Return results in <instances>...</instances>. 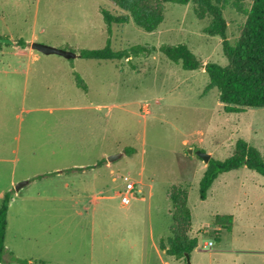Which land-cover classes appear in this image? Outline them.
Segmentation results:
<instances>
[{"label": "rangeland", "instance_id": "rangeland-1", "mask_svg": "<svg viewBox=\"0 0 264 264\" xmlns=\"http://www.w3.org/2000/svg\"><path fill=\"white\" fill-rule=\"evenodd\" d=\"M101 7L118 13L110 0H0V37L25 44L0 49V193H12L1 264H19L13 256L27 264H185L158 247L174 213L167 194L179 186L197 243L191 264H264V177L246 168L223 173L200 201L202 160L194 153L222 161L244 140L264 159V108L225 113L216 89L204 93V67L183 70L159 51L182 44L200 66H226L221 39L204 34L209 18L198 20L192 3H167L154 32L129 23L108 34ZM223 17L233 45L245 16L227 8ZM107 38L115 51L151 53L95 61L29 47L94 50ZM117 154L108 168L65 172ZM120 174L139 190L126 208L114 196ZM225 216L233 218L228 228L217 222Z\"/></svg>", "mask_w": 264, "mask_h": 264}, {"label": "trees", "instance_id": "trees-1", "mask_svg": "<svg viewBox=\"0 0 264 264\" xmlns=\"http://www.w3.org/2000/svg\"><path fill=\"white\" fill-rule=\"evenodd\" d=\"M118 13H112L105 8H99V13L110 34L113 25L123 26L129 23L142 29L144 32H154L163 20L164 5L173 3L187 5L192 3L194 15L198 20L209 18L210 22L204 29L207 36H217L221 39L222 52L227 59L226 66L207 63L204 71L208 76V84L204 93L211 89L218 92V101L223 105L225 113H240L246 108H264V0H252L250 7H244V0H110ZM153 2L155 5H153ZM232 8L238 14L245 16V21L240 30L236 42L232 45L227 40V22L223 12ZM9 42V44H8ZM107 38L106 45L101 49L72 51L77 57L85 60L129 61L131 57L148 55L151 50L144 46H133L127 49L115 51L110 47ZM14 45L25 48L22 40H17L16 45L8 37H0V49ZM167 60L174 64H180L186 71L196 70L200 67L194 54L185 45H163L159 48ZM77 88L87 91L84 81L77 73H73ZM126 155H133V149H125ZM200 159V158H199ZM105 160L99 161L94 167H99ZM246 168L264 177V159L261 153L244 140L235 143L230 157L220 161L210 158L199 180L198 198L204 201L207 193L217 177L223 173ZM88 169V168H86ZM84 169H68L66 173L81 172ZM47 176V175H46ZM43 177V176H40ZM39 177V178H40ZM174 213L169 227V236L159 240L158 247L165 255L175 261L183 260L184 254L190 253L196 248L194 237L189 235L192 223L190 211L187 208V191L179 186L173 187L167 194ZM12 193L3 194L0 202V264L5 253V234L7 227V213L11 202ZM232 217L217 218V222L225 221L223 225L231 224ZM13 261L19 264H27V261L13 256ZM39 264H46L40 262Z\"/></svg>", "mask_w": 264, "mask_h": 264}, {"label": "water", "instance_id": "water-1", "mask_svg": "<svg viewBox=\"0 0 264 264\" xmlns=\"http://www.w3.org/2000/svg\"><path fill=\"white\" fill-rule=\"evenodd\" d=\"M29 47L31 50L39 52L43 55H58L65 59H73L77 57V54L72 51H64V50L56 49L53 47L45 46L39 43H31ZM200 67H204V66L201 65ZM194 153L205 164H207L211 158L209 154L203 153L201 151H195ZM188 154L189 155L193 154V151L188 150ZM120 157H121V154L110 156L107 158V162L111 163ZM24 184H26V182L19 184V186L16 187V190L19 189V187L23 186ZM184 259H185V264H191L189 254L185 253Z\"/></svg>", "mask_w": 264, "mask_h": 264}, {"label": "crops", "instance_id": "crops-1", "mask_svg": "<svg viewBox=\"0 0 264 264\" xmlns=\"http://www.w3.org/2000/svg\"><path fill=\"white\" fill-rule=\"evenodd\" d=\"M183 143L185 144V141H183ZM193 151V150H192ZM209 155H210V157H211V154L209 153ZM101 156H103V155H101ZM101 160H105L104 159V157H102L101 158ZM101 160H99V161H101ZM98 161V162H99ZM98 162H96L95 163V165L98 163ZM95 165H72V167H70V168H68V169H84L83 171H81L80 172V174H84L85 173V171H87V169L86 168H88V169H94V168H99L100 170L104 167V168H108V166H109V162H107V161H104V163L100 166V167H94ZM205 168H206V164L205 163H203L202 162V166H201V171H202V174H203V172H204V170H205ZM66 170V169H65ZM99 170V171H100ZM60 173L61 172H63V171H59ZM74 173H76V172H74ZM78 173V172H77ZM123 175H127V176H129L128 174H123ZM122 175L120 174V175H118L117 176V178L116 179H119L120 180V177H121ZM202 176V175H201ZM129 178L131 179V177L129 176ZM116 179H112V181H115ZM132 180V179H131ZM133 181V180H132ZM134 182V181H133ZM135 183V186H137V183L136 182H134ZM214 183V182H213ZM213 185V184H212ZM123 186H122V184L120 183V189L122 188ZM137 188V187H136ZM138 190V189H137ZM211 190V188L209 189V191ZM139 191V190H138ZM208 191V192H209ZM101 194V193H100ZM208 194V193H207ZM0 196H3L2 195V193H0ZM114 196H119V193H115L114 194ZM207 198V197H206ZM93 200H96V199H98V197H93L92 198ZM130 204V203H129ZM128 204V205H129ZM11 205V202H10V204H9V206ZM128 205H123V204H121V202H120V206L122 207V208H126ZM9 210V209H8ZM8 214V213H7ZM232 221H233V218H232ZM233 224H231V226H232ZM218 229V227H215L214 228V230H217ZM205 246V245H204ZM213 246V245H212ZM162 252V251H161ZM163 253V252H162Z\"/></svg>", "mask_w": 264, "mask_h": 264}, {"label": "built area", "instance_id": "built-area-1", "mask_svg": "<svg viewBox=\"0 0 264 264\" xmlns=\"http://www.w3.org/2000/svg\"><path fill=\"white\" fill-rule=\"evenodd\" d=\"M120 180L123 184L122 192L119 194L120 202L123 205H128L130 203V198L134 197L139 191L137 190L135 183L127 175H122ZM204 247H212V243L208 242Z\"/></svg>", "mask_w": 264, "mask_h": 264}]
</instances>
